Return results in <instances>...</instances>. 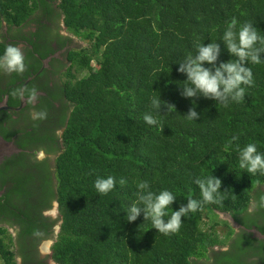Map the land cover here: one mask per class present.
<instances>
[{"label": "trees", "instance_id": "1", "mask_svg": "<svg viewBox=\"0 0 264 264\" xmlns=\"http://www.w3.org/2000/svg\"><path fill=\"white\" fill-rule=\"evenodd\" d=\"M233 18L253 22L264 35V0H0V53L9 46L6 35L30 24L37 26L29 34L35 38L22 37L40 58L46 55L40 45L46 28L53 29L51 39L71 41L59 34L60 23L84 43L67 51L70 65L60 80L59 98L68 115L63 111L52 120L51 101L40 97L36 110H46L47 118L32 130L42 135L20 144L54 156L53 169L38 166L43 177L37 192L28 182L34 177L22 180V172L0 196V264H17L21 255L23 264H47L35 251L48 238L55 264H264V238L234 233L222 219L204 221L225 213L245 223L241 216L252 201H264L259 189L264 173L240 169L235 149L256 143L264 151V64L249 65L254 82L241 103L224 107L194 98L201 117L189 121L183 114L192 98L180 94L186 76L175 63L194 54L196 43L218 40ZM218 43L219 59L228 60ZM28 75L5 91L8 104L18 103L12 93ZM159 92L177 110L160 117L163 130L142 119ZM55 127H62L60 139ZM233 136L239 140L230 145ZM212 171L227 191L185 218L179 232L159 233L143 214L131 223L125 219L123 208L135 200L139 181L148 180L154 191L177 193L175 210L189 193L201 199L194 180ZM107 175L128 183L100 195L94 181ZM55 202L58 221L41 213ZM261 213L264 222V206ZM14 225L16 238L8 229ZM258 227L264 234V226Z\"/></svg>", "mask_w": 264, "mask_h": 264}, {"label": "clouds", "instance_id": "2", "mask_svg": "<svg viewBox=\"0 0 264 264\" xmlns=\"http://www.w3.org/2000/svg\"><path fill=\"white\" fill-rule=\"evenodd\" d=\"M254 25L250 21L238 23L235 18L226 23L222 36L218 39L223 42L229 55L226 61L219 59L222 49L216 40L196 43L194 54L189 53L183 60L175 62L179 65L177 71L186 76L180 84V94L184 98H192V106L183 114L187 120L198 121L201 117V113L196 110L194 98H208L224 107L244 100L247 87H251L254 82L249 65L264 64V35ZM25 67V56L19 47L9 45L0 53V70L23 73ZM12 95L25 104L32 105L38 99V90L25 86L17 88ZM162 106L165 109L163 112ZM172 112H177L176 106L163 100L159 92V95L151 97L149 110L144 112L142 119L146 125L163 130L160 117ZM30 116L33 121L44 120L47 118V111L33 109ZM238 140L239 136H233L229 144ZM235 149L240 169L248 174L264 173V151H260L256 143H247L243 147L236 144ZM127 183L123 177L117 180L113 175L97 176L94 188L100 195H108L117 184L123 187ZM194 183L200 190L201 199L198 200L189 193L183 196L186 203L180 202L174 210L173 204L178 202L179 197L177 193L169 188L154 191L148 180L139 181L136 183L135 200L123 208L125 219L131 223L143 214V220L150 221V228L157 232L164 235L179 232L185 218L197 212L204 203H216L222 199V193L227 191L222 190V180L213 175V171L196 177Z\"/></svg>", "mask_w": 264, "mask_h": 264}, {"label": "flooded vegetation", "instance_id": "3", "mask_svg": "<svg viewBox=\"0 0 264 264\" xmlns=\"http://www.w3.org/2000/svg\"><path fill=\"white\" fill-rule=\"evenodd\" d=\"M30 25L21 28L20 31L15 29V35H6V41L9 45L17 46L23 51L26 65L25 71L23 73L15 74V72L8 73L0 70V105L7 104L11 107V109L7 108L0 111H5V113H0V191H2L3 193L5 192L7 187L12 186L11 181H15L13 179L16 176H20L22 172V180L34 177L28 182L32 181L34 183V187L36 189L33 192H37V190H39V187H41L42 185V182L39 179H42L43 176H39L36 170L39 167H42L41 165L49 166L51 170L53 169L55 159L54 156H52L51 154H47V152H45L44 150L36 149L34 145L20 148V144H22V142L30 140V137H39L42 135V133H39L37 130V132H34L32 130V126L36 124L41 129L43 124L38 123V121H33L30 116L31 111L33 109H36V106L40 104V97L47 98L51 101L53 110L51 111L52 114L50 115V117L52 120H56L58 116L60 117L63 114V111L64 113L67 112L68 115L69 109L67 111L64 110V105L59 98L60 80L67 67L70 65V63L67 61V51L81 43V41H77L75 39L78 42L77 43L74 40L75 36L73 37L71 33L66 31L62 23H60L59 25L61 28L58 31L59 34H61L63 37H69L71 39V41H65L64 45L60 43V41L56 37L51 39V32L53 31V29L46 28L44 32H40L42 35V37L40 38V41L42 42L40 44L42 46L41 50L43 53H46V55L44 56V58H40L33 49V46L22 37L23 35H25V37H29L32 39L35 38L34 35L30 36L29 34H34L35 32H37V26L32 24L31 28H29ZM45 42H47L48 44H46ZM37 65L38 69L35 71L36 68L34 67H36ZM27 71H29V75L24 78V82L22 83L20 88H23L25 86H27L28 88L35 87L38 90V99L34 104L30 106L23 103L22 107L19 110H14L13 108L19 106L21 104V101L20 99H18L17 104H8L9 95L5 91L15 85H11L12 81H15L16 84H19V79ZM42 122L43 120L41 121V123ZM53 133H55V135L60 139V136L62 134V127L56 128ZM43 162H46V165H44ZM33 166L35 167L33 168ZM4 179L6 182L3 185L2 180ZM33 183L30 184V187L33 185ZM259 189L260 194L263 197L264 185H261ZM12 193H15V191H12ZM29 202H32L30 198ZM263 206V199H261L259 202L253 200L247 211L241 216V220L245 223H240L238 221L236 222L234 220L235 222H232L235 224H233L230 221L229 224L233 228L234 233L240 234V232H244L242 234H244L245 236H247L248 234L251 238H257L260 240V238L256 236V232H259L258 226H264L263 216L261 213ZM55 207L57 208L56 202L53 203L50 207H45L41 212L42 216L54 218L53 209H56ZM16 228L18 229L17 225L8 227L10 232H12L14 238L18 236ZM52 232L54 235L57 233V226L55 228H52ZM45 240H50L52 244L53 239L48 238ZM43 241L39 243L38 249H36L35 251L37 253V257L39 255V259H42V256L40 254V245ZM50 247L51 246H49V250ZM224 247L225 245L223 246V249ZM18 258L20 260L19 264H23V256L21 255V257Z\"/></svg>", "mask_w": 264, "mask_h": 264}, {"label": "rangeland", "instance_id": "4", "mask_svg": "<svg viewBox=\"0 0 264 264\" xmlns=\"http://www.w3.org/2000/svg\"><path fill=\"white\" fill-rule=\"evenodd\" d=\"M72 36V35H71ZM74 37V36H73ZM77 40V41H79V39L78 38H74V40ZM75 40V41H76ZM76 41V42H77ZM78 43V42H77ZM84 45V43H83V41H81V43L80 44H78L77 45V47H81V46H83ZM94 64V63H93ZM92 64V65H93ZM53 162V161H52ZM56 208V207H55ZM224 214V213H223ZM53 216H54V218L58 221V219H59V215H58V212H57V208L56 209H53ZM208 216V215H207ZM215 219H222V220H225V221H227L228 223L230 222V220H229V217H227V216H224V215H222V213H220V214H218V217L217 218H211V217H204V221L205 222H207V224L209 225L210 223H213V221L215 220ZM57 224H58V222H57ZM217 229L219 230V232H222L223 231V227H222V224H221V226L219 225V226H217ZM57 231H58V226H57ZM49 246H51V241L50 240H44L42 243H41V245H40V254H41V258L43 259V260H45L47 263H49V264H55V263H53L52 262V260H51V251L49 250ZM17 264H19L20 263V260H19V258H17Z\"/></svg>", "mask_w": 264, "mask_h": 264}, {"label": "water", "instance_id": "5", "mask_svg": "<svg viewBox=\"0 0 264 264\" xmlns=\"http://www.w3.org/2000/svg\"><path fill=\"white\" fill-rule=\"evenodd\" d=\"M23 103H24V101L23 100H21V104L19 105V106H17V107H14L13 109L14 110H19L21 107H22V105H23ZM7 108H10L11 109V107L10 106H8L7 104H2V105H0V111L1 110H4V109H7ZM0 144H1V142H0ZM8 148V147H7ZM13 151V150H12ZM9 155V154H8ZM2 191H0V196L2 195ZM222 215H224V216H227V217H229V220L232 222H235L234 221V219L229 215V214H223L222 213ZM232 222V223H233ZM233 224H235V223H233ZM256 236L258 237V238H264V234H261L260 232H256Z\"/></svg>", "mask_w": 264, "mask_h": 264}]
</instances>
